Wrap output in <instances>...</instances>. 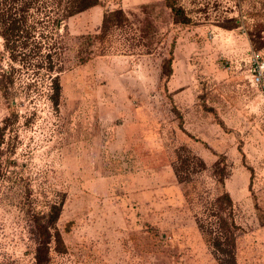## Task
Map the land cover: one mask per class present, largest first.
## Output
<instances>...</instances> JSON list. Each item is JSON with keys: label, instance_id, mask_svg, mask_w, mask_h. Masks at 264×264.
<instances>
[{"label": "rangeland", "instance_id": "1", "mask_svg": "<svg viewBox=\"0 0 264 264\" xmlns=\"http://www.w3.org/2000/svg\"><path fill=\"white\" fill-rule=\"evenodd\" d=\"M43 1L35 38L65 55L53 68L16 63L12 95L0 90V127L13 118L0 141V264H36L33 215L61 200L66 250L52 248V264H220L200 225L216 227L224 192L236 264H264V88L251 71L264 0H178L189 23L166 0H99L60 27ZM119 7L128 21L103 34ZM10 64L0 35V72Z\"/></svg>", "mask_w": 264, "mask_h": 264}, {"label": "trees", "instance_id": "2", "mask_svg": "<svg viewBox=\"0 0 264 264\" xmlns=\"http://www.w3.org/2000/svg\"><path fill=\"white\" fill-rule=\"evenodd\" d=\"M42 0H0V35L4 39L6 51L9 54L11 64L9 68L0 72V90L5 95H12L11 89L14 85L16 63L20 65L43 66L49 63L50 68L54 67V60L65 55L64 46L62 50L54 55L50 50L42 52V44L35 38L36 20L32 9L47 4ZM56 14L53 18L55 27H60L66 19L84 12L90 7L99 3V0H52ZM171 8L175 22L189 23L191 17L185 7L178 0H166ZM128 21V17L122 8H115L105 12L102 22V33L106 34L113 27L122 26ZM90 45V43H89ZM42 56L37 59V54ZM29 63V64H28ZM61 66V65H60ZM62 67V66H61ZM60 67V68H61ZM62 86L59 74L52 76L51 98L55 106L60 104ZM4 126L0 127V141L3 140V132L12 123L13 118L7 117ZM3 142V141H2ZM219 167V165L217 164ZM216 166V167H217ZM220 170L222 168L220 167ZM215 216L217 217L216 227L200 226L209 233L210 242L214 248L215 258L220 264H236V232L238 227L232 215V198L228 192H224L216 198ZM63 201H54L49 205L47 212H37L33 215L36 232L38 235V246L36 248V264H52V248L58 252H65L66 244L63 233L57 222L61 215Z\"/></svg>", "mask_w": 264, "mask_h": 264}, {"label": "built area", "instance_id": "3", "mask_svg": "<svg viewBox=\"0 0 264 264\" xmlns=\"http://www.w3.org/2000/svg\"><path fill=\"white\" fill-rule=\"evenodd\" d=\"M252 79L264 88V60L259 52L252 56Z\"/></svg>", "mask_w": 264, "mask_h": 264}]
</instances>
